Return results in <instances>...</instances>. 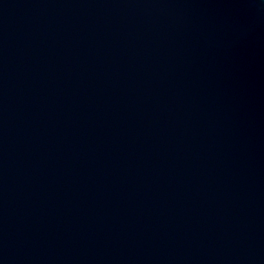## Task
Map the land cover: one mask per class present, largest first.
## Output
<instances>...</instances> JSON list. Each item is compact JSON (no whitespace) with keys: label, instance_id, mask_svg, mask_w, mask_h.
<instances>
[{"label":"water","instance_id":"water-1","mask_svg":"<svg viewBox=\"0 0 264 264\" xmlns=\"http://www.w3.org/2000/svg\"><path fill=\"white\" fill-rule=\"evenodd\" d=\"M0 264H264V0H0Z\"/></svg>","mask_w":264,"mask_h":264}]
</instances>
